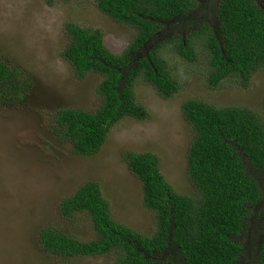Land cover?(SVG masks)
<instances>
[{
    "label": "rangeland",
    "instance_id": "1",
    "mask_svg": "<svg viewBox=\"0 0 264 264\" xmlns=\"http://www.w3.org/2000/svg\"><path fill=\"white\" fill-rule=\"evenodd\" d=\"M194 2L186 20L182 15L164 21L149 41L167 62L177 90L162 96L137 76L133 95L148 116L121 118L96 152L80 155L60 134L56 112L61 108L96 110L101 102L97 86L103 76L95 71L75 75L62 55L69 37L66 25L74 22L99 29L104 46L116 54L124 51L134 30L112 19L95 0H54L51 4L0 0V61L21 68L29 83L24 97L0 102V264H112L113 253L56 254L45 251L39 242L45 228L82 241L95 238L87 211L69 216L60 208L61 200L87 180L99 184L116 221L144 233L153 230L152 212L142 202L141 181L124 159L127 152L154 153L174 191L197 197L187 171L193 128L183 117L184 101L247 107L264 121V66L256 68L245 83L227 77L217 86L207 84V29L217 22V8L215 1ZM183 37L190 38L193 60L177 52ZM244 166L258 184L261 199L248 217L249 224L256 225L246 227L237 238L245 250L235 264H259L258 244L251 238L264 232V173L245 159Z\"/></svg>",
    "mask_w": 264,
    "mask_h": 264
},
{
    "label": "trees",
    "instance_id": "2",
    "mask_svg": "<svg viewBox=\"0 0 264 264\" xmlns=\"http://www.w3.org/2000/svg\"><path fill=\"white\" fill-rule=\"evenodd\" d=\"M45 1L51 4L54 0ZM95 1L112 19L129 25L134 35L124 51L116 54L104 46L99 29L74 22L66 25L69 37L62 55L75 75L95 71L103 76L97 86L101 102L96 110L61 108L56 112L60 134L80 155L96 152L121 118L148 116L133 95L132 82L137 76L162 96L177 90L167 62L149 41L164 21L182 15L186 20L195 7L194 0ZM210 1H215L217 22L207 29L206 82L214 87L232 77L245 83L256 68L264 66V4L257 0ZM189 40L183 37L177 52L193 60ZM27 81L21 68L0 61V102L24 97ZM182 113L193 128L186 161L197 197L174 191L154 153L130 151L124 159L141 181L142 202L152 212L153 230L144 233L116 221L99 184L87 180L61 200L60 208L69 216L87 211L95 238L82 241L45 228L39 234L41 247L64 255L113 253L112 264H235L245 250L237 238L246 227L256 225H250L248 217L259 203L261 191L246 172L244 159L264 173V121L247 107H216L195 99L183 102ZM252 241L258 244L259 264H264V232Z\"/></svg>",
    "mask_w": 264,
    "mask_h": 264
},
{
    "label": "clouds",
    "instance_id": "3",
    "mask_svg": "<svg viewBox=\"0 0 264 264\" xmlns=\"http://www.w3.org/2000/svg\"><path fill=\"white\" fill-rule=\"evenodd\" d=\"M157 31V30H156Z\"/></svg>",
    "mask_w": 264,
    "mask_h": 264
}]
</instances>
